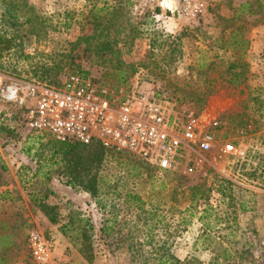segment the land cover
<instances>
[{
    "label": "rangeland",
    "instance_id": "obj_1",
    "mask_svg": "<svg viewBox=\"0 0 264 264\" xmlns=\"http://www.w3.org/2000/svg\"><path fill=\"white\" fill-rule=\"evenodd\" d=\"M133 1L130 14L139 22L148 20L122 55L136 71L121 87L190 109L200 129L226 123L218 137L240 148L242 156L219 149L190 153L176 171L161 172L135 156L112 153L99 170L98 205L89 194L69 187L49 163V152L39 151L38 144L50 138L28 130L24 107L0 98V196L6 197H0V228L13 243L8 250L0 248V255L6 264H36L28 235L38 231L53 243L47 264H89L71 238L85 225L92 227L87 230L94 253L90 264H159L172 256L182 264H264V0H204L206 11L194 21L168 10L175 0ZM242 3H248L250 13L233 21L247 30L242 35L247 48L238 53L227 44L229 32L222 31L219 17L231 18ZM90 6L86 0H0V37L17 29L23 38L22 50L0 55L3 84L57 86L42 76L41 67L68 55L50 81L61 84L78 74L115 89L95 58H77L73 43ZM6 12L18 17L15 30L2 22ZM1 127L12 129L14 138ZM38 157L43 170L37 178L32 175ZM189 160L196 161L191 173ZM202 184L207 198L191 204ZM129 194L141 198V209L126 200ZM42 197L56 207L57 223L31 201ZM205 208L209 211L201 218ZM78 218L88 223L79 224ZM103 224L112 227L113 238L100 235ZM223 249L234 253L232 260L219 257Z\"/></svg>",
    "mask_w": 264,
    "mask_h": 264
},
{
    "label": "built area",
    "instance_id": "obj_2",
    "mask_svg": "<svg viewBox=\"0 0 264 264\" xmlns=\"http://www.w3.org/2000/svg\"><path fill=\"white\" fill-rule=\"evenodd\" d=\"M168 9L188 21L206 11L204 0H175ZM0 98L25 109V126L39 137L59 143L89 145L98 142L105 149L127 153L158 171H176L183 155L223 153L242 156L240 148L218 137L226 123L214 122L200 129L195 112L180 109L154 94L119 87L109 89L92 84L78 74L68 75L58 86H37L10 82L0 77ZM186 163L192 172L196 161ZM53 243L41 232L28 235V247L36 264H47Z\"/></svg>",
    "mask_w": 264,
    "mask_h": 264
},
{
    "label": "trees",
    "instance_id": "obj_3",
    "mask_svg": "<svg viewBox=\"0 0 264 264\" xmlns=\"http://www.w3.org/2000/svg\"><path fill=\"white\" fill-rule=\"evenodd\" d=\"M86 5L91 6L87 14L84 15L83 20L79 22L80 33L73 43L75 47L78 48L77 58L80 59L85 56L86 58L88 56L95 58L103 69V77H108L113 82V88L117 89L121 86H125L136 69L134 64L124 61L122 55L125 52L129 53L128 50L142 34L141 26L145 25L148 19L139 22L130 14L129 8L134 5L133 0H86ZM247 6L248 3L240 4L231 18L225 19L219 17V20L224 25L222 31L229 32L227 44H229V47L234 52L238 53H243L245 48H247V39L242 37L246 28L243 24H234L233 21L236 18L239 19L243 17V14L250 13V10L248 12L246 11ZM158 11L159 9L156 8L155 12ZM17 18L18 17L14 13L6 12L1 20H3L2 22H4L5 26L15 30V27L18 25ZM15 31H13L9 37H0V55L22 50L18 48L23 47V38ZM32 32L33 31H30V33ZM123 49H125V51H123ZM62 58L63 59L55 65L54 63L51 65L44 64L41 67L42 76H44L51 85L58 86L60 84L58 82H52L53 80L50 81V79L53 77L51 76V74H53L52 71L54 69H59L60 63L67 62L66 59L68 55H62ZM1 128L2 132L6 133L5 135L7 137L14 138V131L12 129L7 127ZM38 142L42 141L38 139ZM38 146L39 151L44 152L46 150L49 152V163L55 166V172H57L58 175L66 178V184L69 187L84 191L92 198L96 199L97 204L100 205L98 193L102 180L99 177V170L109 155H112V153L118 155L119 153L105 149L98 142L82 145L79 143H59L49 139L45 143L38 144ZM40 155V153H37V156ZM41 160L42 159L38 157L36 162L37 167L33 171V177L38 178L40 175L42 176L43 169L42 166L39 165ZM1 169H4V167L1 166ZM43 176H48V172H44ZM195 189H197V191L192 193L191 204L198 198H207L205 194L208 190L205 189L204 184L197 186ZM198 194H200V196H198ZM1 198L5 199L6 197L3 195ZM44 198L45 197L31 199V201L51 223H57L58 213H56V207L46 203ZM126 200L133 204L134 207L136 206L137 209H141L145 204L138 195L129 194ZM208 211V208L203 209L201 218H204ZM77 222L79 224L81 222L88 223L87 220L80 218H78ZM68 226V224L64 225L61 229L64 235L68 234ZM79 228L80 230L76 232L74 236H71V238L75 240V244L79 245L78 250L82 258L90 264L94 260V253L91 239L92 234L87 230L92 229V227L86 229L85 225H80ZM4 229L5 228H0V248L5 247V250H8L13 243L10 240L11 235L3 233ZM100 235L106 239L113 238L112 227L103 224L100 228ZM1 253L3 254L4 252ZM219 257L222 258L223 261H230L234 257V253H231L227 249H223ZM0 264H6L3 255H0ZM159 264L182 263L172 256V258L167 260L160 259Z\"/></svg>",
    "mask_w": 264,
    "mask_h": 264
}]
</instances>
